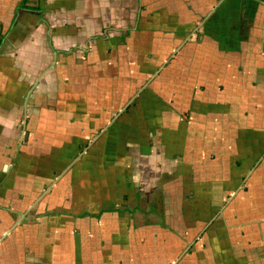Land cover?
Returning <instances> with one entry per match:
<instances>
[{
    "label": "crops",
    "instance_id": "obj_1",
    "mask_svg": "<svg viewBox=\"0 0 264 264\" xmlns=\"http://www.w3.org/2000/svg\"><path fill=\"white\" fill-rule=\"evenodd\" d=\"M263 137L264 0H0V264H264Z\"/></svg>",
    "mask_w": 264,
    "mask_h": 264
},
{
    "label": "rangeland",
    "instance_id": "obj_2",
    "mask_svg": "<svg viewBox=\"0 0 264 264\" xmlns=\"http://www.w3.org/2000/svg\"><path fill=\"white\" fill-rule=\"evenodd\" d=\"M95 133H93L92 135H94ZM264 142V137L262 139V144ZM83 146V145H82ZM81 146V147H82ZM81 148H80V152H81ZM261 152L262 155H264V147L261 148ZM89 154H86L81 160L80 163H87L91 158H88ZM103 153L98 154L96 153V155L94 156L96 159V162L98 164H102L103 159H102ZM91 161V160H90ZM259 166L258 168L255 170L254 173H252L251 176L244 177V179L240 181V187L242 188H247L246 191L241 190L235 195V198L233 199V205L237 206L239 208H244V205H249V207H247V209L250 210V212H257L261 209L262 212H264V159L260 160L259 162ZM84 170L79 172L83 174ZM234 184V183H233ZM151 199H153L152 196L149 197L148 201H142V202H138L141 209H148V204L150 203V201H152ZM137 204V202H134L132 205ZM249 212V213H250ZM135 223L141 224L142 221H149V219H147L146 217L143 216V214L136 212L135 213ZM138 217V218H137ZM144 217V218H143ZM150 219H155V218H150ZM177 246V245H176ZM178 247V246H177ZM167 252H169V249L167 250ZM160 260H161V256H160Z\"/></svg>",
    "mask_w": 264,
    "mask_h": 264
},
{
    "label": "trees",
    "instance_id": "obj_3",
    "mask_svg": "<svg viewBox=\"0 0 264 264\" xmlns=\"http://www.w3.org/2000/svg\"><path fill=\"white\" fill-rule=\"evenodd\" d=\"M112 208L111 207H109V208H107V209H101V211H100V213H103V212H108V210H111ZM163 220V219H162Z\"/></svg>",
    "mask_w": 264,
    "mask_h": 264
}]
</instances>
